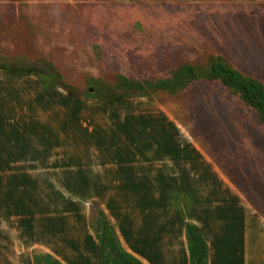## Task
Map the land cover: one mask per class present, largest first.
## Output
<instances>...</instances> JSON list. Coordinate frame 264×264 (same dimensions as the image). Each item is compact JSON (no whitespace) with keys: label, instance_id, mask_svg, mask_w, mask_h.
I'll return each mask as SVG.
<instances>
[{"label":"crops","instance_id":"obj_1","mask_svg":"<svg viewBox=\"0 0 264 264\" xmlns=\"http://www.w3.org/2000/svg\"><path fill=\"white\" fill-rule=\"evenodd\" d=\"M205 10L215 30L201 43L218 46L211 49L217 54L212 57L222 59L244 81L264 85V2L208 4ZM8 36L0 12V44ZM254 67L260 68L259 76L247 72ZM35 75L0 81L1 103L10 99L17 104L9 116L5 112L8 120L0 108V167L12 169L13 163L3 157L22 156L16 147L30 150L25 155L33 158L64 156L76 163L77 154L67 150L68 143L82 148L89 144L90 169L81 166L71 174L80 188L92 190L91 201L100 205L119 247L131 259L191 264L186 230L192 224L206 242L207 264H264V124L257 114L246 115L248 109L255 110L222 81L199 77L172 93L169 101L140 100L120 113L104 107L108 118L99 122L91 111L84 117L86 103L74 100L69 105L71 135L66 118L54 127L35 118V106L44 107V99L49 103L51 97V88ZM9 141L12 145L7 146ZM16 142L26 143L25 149ZM57 146L64 149L52 154ZM8 147L13 152L5 153ZM4 170L0 264H34L28 254L33 248H43L60 264H108L104 247L87 224L68 225V200H34L23 193L14 200V185L20 190L35 189L36 180L37 188L45 185L29 176L30 170ZM4 173H9L6 179ZM4 184L11 188L5 200ZM18 221H24L21 229L14 223Z\"/></svg>","mask_w":264,"mask_h":264},{"label":"rangeland","instance_id":"obj_2","mask_svg":"<svg viewBox=\"0 0 264 264\" xmlns=\"http://www.w3.org/2000/svg\"><path fill=\"white\" fill-rule=\"evenodd\" d=\"M227 2L238 0H0L2 25L9 35L0 44V81L6 82L19 74L41 77V82L51 88V97L49 103L44 99V107L35 106V118L41 117L53 127L66 118L71 129L68 133L72 135L69 105L74 100L91 106H84L81 114L90 116L91 111L99 122L108 118L104 107H115L120 113L140 100L169 101L175 95L172 93L182 89L190 78H206L219 58L212 57L217 54L211 50L217 51L218 46L201 43V38L211 37L210 29L215 30L214 24L207 21L210 11L205 8L208 4ZM246 70L252 75L261 74L258 67ZM63 99L68 103L64 104ZM229 99L237 100L230 95ZM16 105L10 99L0 101V108L5 110L4 120H8L5 112L9 116ZM248 111L246 115L250 117L258 115L256 110ZM179 112L183 113L181 109ZM3 129L10 131L5 125ZM260 129L264 130L261 125ZM15 144L25 149L26 143ZM9 145L11 141L7 142ZM62 148L57 146L51 153L62 152ZM11 149L8 147L4 152L15 149V153L23 155L3 157L13 165L12 169L2 166L0 169L30 170L28 175L35 180L40 178L45 185L44 189L37 188V180L35 189L20 190L14 185V200H19L22 193L34 200H68L67 213L71 215L68 225L87 224L104 247L108 264H114L118 241L112 234V226L100 205L91 201L92 190L80 188L71 174L81 166L90 169L89 144L83 143L82 148L80 143L75 147L68 143L67 150L73 149L77 154L76 163L70 157L33 158L25 155L30 150ZM7 175L4 173L5 179ZM8 186L4 184V200L8 191L11 194ZM74 214H78L77 220ZM14 223L21 229L24 221ZM23 243L25 247L26 240ZM190 244L192 252L195 251L194 244ZM28 254H32L34 264H60L43 248H33Z\"/></svg>","mask_w":264,"mask_h":264},{"label":"trees","instance_id":"obj_3","mask_svg":"<svg viewBox=\"0 0 264 264\" xmlns=\"http://www.w3.org/2000/svg\"><path fill=\"white\" fill-rule=\"evenodd\" d=\"M190 73V69H188ZM222 77L223 84L233 93L239 96V98L248 107L257 111L258 116L264 124V85L258 82L245 83L244 80L230 67H228L222 59L212 65L210 73L206 76L208 79H218ZM198 79V77L190 78V81ZM187 83H184L182 88ZM112 234L115 237V233L111 228ZM186 237L190 243L195 246V251L192 252L191 264H207V246L206 242L201 235L199 229L192 225H187ZM117 250L115 251L114 264H141L131 259L126 253H124L117 244ZM47 257L50 258L49 255Z\"/></svg>","mask_w":264,"mask_h":264}]
</instances>
